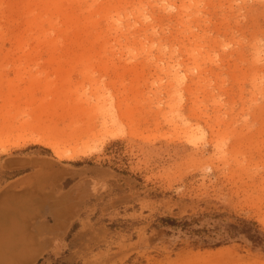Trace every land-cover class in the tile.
<instances>
[{
  "label": "rangeland",
  "instance_id": "1",
  "mask_svg": "<svg viewBox=\"0 0 264 264\" xmlns=\"http://www.w3.org/2000/svg\"><path fill=\"white\" fill-rule=\"evenodd\" d=\"M26 1L0 0V194L43 199L26 264H264V0Z\"/></svg>",
  "mask_w": 264,
  "mask_h": 264
},
{
  "label": "bare ground",
  "instance_id": "2",
  "mask_svg": "<svg viewBox=\"0 0 264 264\" xmlns=\"http://www.w3.org/2000/svg\"><path fill=\"white\" fill-rule=\"evenodd\" d=\"M91 1L92 5L97 4L98 2V0ZM198 1L199 0H184L182 7L193 6L197 4ZM65 2L66 0H48V3L53 6L56 14L64 12L69 17V14L66 13L67 4ZM26 3L31 7V11H34L33 4L30 5V0H27ZM142 14V17H134L133 21L128 22L127 25L131 26L134 25V23L136 24L137 22L145 21L148 18V15L145 13ZM35 22L40 26L41 21H39L38 15L35 17ZM111 23L112 25H118L119 29L124 27L122 17L119 16L113 18ZM48 33L49 30L44 29L42 36L46 39ZM38 38L40 39L42 37L39 36ZM50 45L52 53H57V40L52 41ZM257 54H260L259 50L257 51ZM37 139H40V142L46 144L49 142L50 144H53L52 146L55 145V148L58 147L56 142L51 141L46 135H42L41 138ZM56 150V157L58 159H71L78 154V150L72 148ZM9 162H13V160ZM24 162L25 160H20L18 163ZM42 201L43 199L39 195L36 196L32 192L18 191L14 186L0 194V264H26L32 255V249L34 246L33 239L26 229L27 221L30 215L37 210V207L42 204ZM55 212L54 217L55 220L58 221L60 217V215H58L59 211L56 210Z\"/></svg>",
  "mask_w": 264,
  "mask_h": 264
},
{
  "label": "trees",
  "instance_id": "3",
  "mask_svg": "<svg viewBox=\"0 0 264 264\" xmlns=\"http://www.w3.org/2000/svg\"><path fill=\"white\" fill-rule=\"evenodd\" d=\"M258 233H259V231H256V233L254 234V236L256 237V240H259V238H260V235Z\"/></svg>",
  "mask_w": 264,
  "mask_h": 264
}]
</instances>
